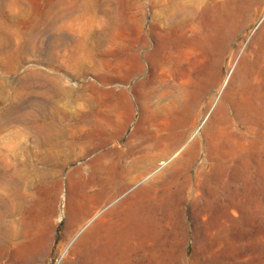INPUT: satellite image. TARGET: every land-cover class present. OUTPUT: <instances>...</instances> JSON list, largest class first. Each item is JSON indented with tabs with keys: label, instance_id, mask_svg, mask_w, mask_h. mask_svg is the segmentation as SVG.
<instances>
[{
	"label": "rangeland",
	"instance_id": "rangeland-1",
	"mask_svg": "<svg viewBox=\"0 0 264 264\" xmlns=\"http://www.w3.org/2000/svg\"><path fill=\"white\" fill-rule=\"evenodd\" d=\"M250 2L249 35L224 69L221 92L197 131L171 151L154 142L165 136L163 124L153 138L131 137L133 123L113 138L105 126L110 107L97 90L108 89L100 77L110 70L122 75L126 24L136 30L142 0H0V172L34 178L29 187L2 185L0 192L8 200L16 192L26 202H56L46 264H61L78 243L84 264L100 254L106 264H264V112L234 106L246 71L255 70L254 82L264 87V0ZM147 8L158 9L151 0ZM84 111L105 117L104 124L83 121ZM91 161L92 199L68 182L71 175L77 181L75 168L90 173ZM101 189L111 194L106 205L73 227L68 202L87 211L101 202ZM34 220L50 233L41 217Z\"/></svg>",
	"mask_w": 264,
	"mask_h": 264
},
{
	"label": "bare ground",
	"instance_id": "bare-ground-1",
	"mask_svg": "<svg viewBox=\"0 0 264 264\" xmlns=\"http://www.w3.org/2000/svg\"><path fill=\"white\" fill-rule=\"evenodd\" d=\"M151 2L158 9L149 11L148 0H142L141 7L136 13L138 24L135 31L130 22L126 24L122 44V75L116 76L110 70L100 77L102 84L109 86L108 89L99 87L97 90L100 99L107 101L110 107V115L107 116L105 126L111 127L110 133L113 138L120 139L132 123L134 129L131 137L142 135L143 138H153L154 127L161 130L163 124L166 127L165 136L162 138L154 136L155 144L165 145L169 150L177 151L182 143L197 131L206 108L215 102L222 90L228 77V74H224V69L231 70L243 40L249 35L247 32L249 24L244 22V19L251 2L250 0H151ZM258 78L259 74L255 70H248L240 76L236 85L234 106L249 112L255 110L264 112V87L262 83L254 82ZM81 117L83 121L94 126L104 124L105 119L94 112L86 111L81 113ZM60 130L65 140L62 147L66 150L71 149L73 143L67 141V127L63 125ZM90 134L87 133V136ZM198 150L197 145H193L189 157H194ZM213 151L220 157V147L214 146ZM90 165L92 166L90 173L86 174L82 167H78L73 169V172L79 174L77 181H74L72 175L68 179V182H77L88 190L86 193L88 198L95 196L89 191L95 184L93 178L95 162L91 161ZM105 174L110 179H118L119 171L108 168ZM33 179L27 174L19 176L16 172L9 175L0 172V188L7 185L18 191L29 187ZM41 180L42 178L38 182ZM99 192L101 202H94L87 211L74 210V207L71 209L73 204L68 202V220L71 215L73 227L81 229L106 205L111 194L105 189ZM13 194V200H8L0 192V264H46L53 251L52 233L56 227L54 224L56 202H26V196L22 193ZM34 216L42 218L49 226L51 234L44 232L35 222ZM71 236V233L67 234L68 238ZM80 246L81 243H78L72 249V256L66 257L61 264L81 263L83 260L80 262V257H77L80 256L78 255ZM65 247L64 243L59 246L61 254ZM96 259L100 264H106L105 255L100 254Z\"/></svg>",
	"mask_w": 264,
	"mask_h": 264
}]
</instances>
